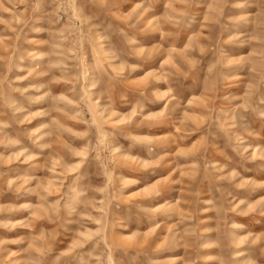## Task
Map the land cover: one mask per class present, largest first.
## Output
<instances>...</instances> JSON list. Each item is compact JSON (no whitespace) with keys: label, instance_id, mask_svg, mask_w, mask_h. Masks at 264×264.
I'll return each instance as SVG.
<instances>
[{"label":"rangeland","instance_id":"1","mask_svg":"<svg viewBox=\"0 0 264 264\" xmlns=\"http://www.w3.org/2000/svg\"><path fill=\"white\" fill-rule=\"evenodd\" d=\"M0 264H264V0H0Z\"/></svg>","mask_w":264,"mask_h":264}]
</instances>
